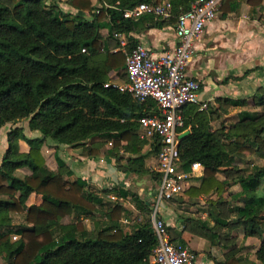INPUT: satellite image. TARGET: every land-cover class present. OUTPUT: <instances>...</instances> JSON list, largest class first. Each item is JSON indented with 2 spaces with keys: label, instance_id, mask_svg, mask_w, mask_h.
Masks as SVG:
<instances>
[{
  "label": "trees",
  "instance_id": "16d2710c",
  "mask_svg": "<svg viewBox=\"0 0 264 264\" xmlns=\"http://www.w3.org/2000/svg\"><path fill=\"white\" fill-rule=\"evenodd\" d=\"M161 1L97 0L96 6L93 0H67L76 12L65 11L56 0L0 2V128L10 124L0 159V256L8 264H150L156 244L151 220L136 222L125 232L120 224L124 205L106 197H130L140 213L150 212L151 202L119 186L97 189L81 176L71 179L73 171L58 151L62 145L78 147L92 159L113 157L123 172L149 173L146 160L156 159L160 140L140 138L138 118L156 112V103L105 83L111 71L126 81L124 56L111 52L120 42L114 33H123L130 48L137 41L129 33L150 24L173 25L195 0H166L173 13L167 21L150 14L138 19L123 17L126 8ZM262 2L222 0L219 15L238 13L242 3L254 10ZM103 29L106 35L101 33ZM256 67L245 70L238 79ZM251 97L264 107V85ZM223 101L235 106L246 103L243 98L225 97ZM214 113L217 108L209 105L204 110L195 105L183 108L189 134L179 142L180 168L189 171L194 162L203 166L198 183L184 193L191 199L211 193L220 197L230 182L218 178V173L233 166L234 154L260 155V166L234 179L240 191L233 195L244 200L233 212L234 223L244 226L245 237L262 239L255 255L259 264H264V196L256 193L264 181V112L241 110L229 128H213ZM24 120L37 135H25L24 127L17 125ZM19 140L28 144L27 152L19 150ZM43 144L55 148L57 172L46 165ZM121 151L128 156H120ZM23 167L30 173H21ZM151 173L157 181L158 174ZM32 193L41 195L40 203L27 204ZM208 202L213 205L217 200ZM97 212L104 213L105 222L96 221L94 228L88 229L82 219ZM13 214H23L22 224H14ZM66 215L74 220L61 223L60 218ZM208 218L183 217L181 222L185 229L214 244L220 237L215 227L227 222L211 211ZM168 230L172 240L178 238L172 228ZM13 234L18 236L14 241ZM207 255L215 264H245L232 252L222 260L210 252Z\"/></svg>",
  "mask_w": 264,
  "mask_h": 264
},
{
  "label": "built area",
  "instance_id": "2783aa9c",
  "mask_svg": "<svg viewBox=\"0 0 264 264\" xmlns=\"http://www.w3.org/2000/svg\"><path fill=\"white\" fill-rule=\"evenodd\" d=\"M221 2L195 0L188 10L176 17L172 25L175 43L158 54L140 43L129 48L125 35L114 33L120 42L111 52H120L124 56L126 81L109 80L105 86L117 87L139 100L152 99L157 106L156 112L138 118L139 137L149 141L158 137L160 140L156 162L151 170L158 174V180L150 213L156 236L150 264H196V255L187 244L181 238L172 240L160 207L184 191L190 175H202L203 166L199 162L192 163L189 171L180 168L179 137L189 130L185 128L183 108L195 105L198 110H204L208 105L200 98L201 81L189 76L187 68L194 58L196 42L201 40L205 26L219 13ZM122 14L129 19H138L145 14L166 21L173 17L166 0L139 3L124 9Z\"/></svg>",
  "mask_w": 264,
  "mask_h": 264
},
{
  "label": "crops",
  "instance_id": "0c3cea01",
  "mask_svg": "<svg viewBox=\"0 0 264 264\" xmlns=\"http://www.w3.org/2000/svg\"><path fill=\"white\" fill-rule=\"evenodd\" d=\"M263 7L264 0L254 10L247 4L242 3L238 13H230L226 17H221L218 13L205 26L201 40L195 44V55L187 68V74L201 81L200 98L208 104L215 97V90L219 86L216 83V79H220L221 76L227 73L238 72L242 67L248 68V60L251 58V55L264 51V25L262 26L261 22H259ZM101 33L105 35L104 32L101 31ZM129 35L137 43L143 44L156 54L171 47L175 43L174 31L172 25L169 24L162 27H156L153 24L146 25L137 32L129 33ZM109 76L110 80H113L112 74L109 73ZM23 127L26 136L38 134L28 129L27 122ZM9 128L10 124L0 128V159L7 146L6 133ZM106 146L109 147L110 142ZM19 150L21 152H27L29 150L28 144L23 140H19ZM77 150H80V148L62 145L58 151L60 157L73 171L71 178L81 176L92 187L100 185V183H107L108 181L118 183L117 181L120 180L126 183L127 177L125 175L129 172L119 170L113 157L104 156L92 159L82 155L81 150L80 155H76ZM41 152L49 169L57 172V164L54 157L55 148L52 145L43 144ZM100 163L101 166H99ZM97 167L103 170V173H101V170L96 169ZM93 168L96 170H93ZM89 169H92L91 173ZM19 171L24 174L30 173L27 167L20 168ZM97 176H100L101 179H98ZM200 176L190 175L186 180L184 191L169 202H164L160 207L161 214L166 218L168 227L172 228L179 235L178 238H181L192 251L198 254L199 261H196V264L202 263L201 260L203 256H206L205 254L207 252H210L218 259L214 253L213 245L205 238L185 229L181 222L183 217L206 219V212L197 215L193 211H190L192 210L191 206L190 209L186 207L191 198L184 193L190 185L198 183L197 179ZM102 178H105V182L102 181ZM233 191L236 193L240 190H237V187L234 186ZM203 197L204 195H201L197 199L203 203ZM40 201L41 195L32 193L28 197L27 204H38ZM69 216L71 215H66L65 217ZM63 218L61 217L59 220L61 223L67 224L72 222H63Z\"/></svg>",
  "mask_w": 264,
  "mask_h": 264
},
{
  "label": "rangeland",
  "instance_id": "374dc122",
  "mask_svg": "<svg viewBox=\"0 0 264 264\" xmlns=\"http://www.w3.org/2000/svg\"><path fill=\"white\" fill-rule=\"evenodd\" d=\"M60 4V6L65 11L76 12L69 4L67 0H56ZM0 2H4V0H0ZM93 3L96 6H99L97 0H93ZM262 14L260 15V21L262 26L264 25V7L261 9ZM264 27V26H263ZM104 34H107L105 29L101 30ZM257 66V67H256ZM256 67L253 71H250L245 77L242 79H238L243 74V72L247 69ZM234 73V74H233ZM227 73L226 75L221 76L220 79H216V83L219 85L217 90H215V97L211 101H209V106H213L217 108V113L213 114L212 126L213 128H219L223 126L224 128H229L238 120V112L241 110H249V111H258L259 113L264 112V107L257 105L254 99L251 97L252 93L256 90L257 87L264 85V51L257 52L254 55H251V58L248 60V68L242 67V69L238 70V72ZM112 74L113 82H123L122 78L118 77L116 73L113 71L110 72ZM114 74V75H113ZM236 78V79H235ZM224 79L226 81H224ZM243 98L246 103L244 105H232L230 102L223 101V98ZM215 98H219V101H216ZM27 120L21 121L18 125L24 126ZM81 150V148H80ZM80 150L76 151V155H80ZM144 150H148L147 145H145ZM55 155V154H54ZM120 156L126 157L127 153L123 152L119 154ZM55 157V156H54ZM56 161V160H55ZM46 162V161H45ZM263 162V158L257 153L253 154H234V163L233 166L225 169L226 171H220L218 173V178L223 179L227 178L230 182V186L224 191L222 196L217 197L214 193L209 194L208 196L203 197V203H201L198 199H190L188 207H192V210L195 214H200L202 212H206V219L208 218V212L211 211L216 216L226 221V225H218L215 227L216 232L220 235L218 240L216 239L215 243L212 244L214 247V253L218 257L216 260H222L224 254L235 253V255L239 256L243 259L245 264H259V261L256 258L255 252L261 244L262 239L257 237H245L244 236V226L242 224L234 223L236 214L233 212V208L237 205L243 204V197H237L233 194L234 186L237 187V190H240V186L238 183H235V178L237 174H245L252 170L253 166H260ZM123 164V161L121 162ZM155 163V157H149L146 160V165L149 168L148 174H135L128 173L125 175L126 183L123 181H106L107 183H100V185H95L94 188L101 189L112 186H119L123 189H128L141 198L148 200L151 202L154 199V194L156 190L157 181L150 175L152 172V166ZM47 165V164H46ZM101 166V163L99 164ZM97 167L96 169H98ZM93 168V170H96ZM101 170V169H98ZM224 170V169H223ZM92 169H89L91 173ZM103 173V170H101ZM94 174V173H93ZM152 174V173H151ZM85 176V175H84ZM91 176H93L91 174ZM98 177V176H97ZM73 178V177H72ZM71 178V179H72ZM98 179H101L100 176ZM103 182H105V178H102ZM235 179V180H234ZM114 182V183H113ZM120 182V183H119ZM258 196H264V181L261 182L260 186L256 190ZM114 195H110L106 197L110 201L120 200L121 203L125 207V214L122 217L120 224L125 232H130L133 224L136 222H142L145 219H150V212H138L135 210V205L130 197L125 199L117 198ZM209 199H216L217 202L215 204H210L208 202ZM264 213V211H263ZM200 216V215H199ZM23 214H13L14 224H22L23 222ZM126 219V222L124 220ZM74 217H64L62 219L63 222L73 221ZM88 229L94 228V223L96 221L99 224H103L105 222L104 213L97 212L92 216V218H83L82 219ZM16 236V238H14ZM264 237V233H263ZM18 238L17 235L13 234L11 236V240L14 241ZM203 259L201 260V264H215L213 259L210 256L205 254ZM212 255V254H211ZM213 256V255H212ZM215 257V256H214ZM216 258V257H215ZM196 261H199V256L196 254ZM200 263V262H199ZM0 264H8L7 261L1 258L0 256Z\"/></svg>",
  "mask_w": 264,
  "mask_h": 264
},
{
  "label": "water",
  "instance_id": "95a60500",
  "mask_svg": "<svg viewBox=\"0 0 264 264\" xmlns=\"http://www.w3.org/2000/svg\"><path fill=\"white\" fill-rule=\"evenodd\" d=\"M189 134V130L184 131L181 135H180V139L184 138L185 136H187Z\"/></svg>",
  "mask_w": 264,
  "mask_h": 264
}]
</instances>
